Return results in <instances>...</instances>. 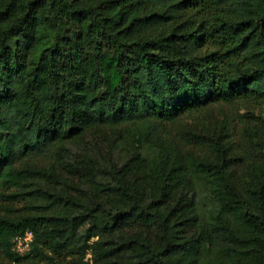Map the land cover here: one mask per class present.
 <instances>
[{"label":"trees","instance_id":"16d2710c","mask_svg":"<svg viewBox=\"0 0 264 264\" xmlns=\"http://www.w3.org/2000/svg\"><path fill=\"white\" fill-rule=\"evenodd\" d=\"M236 220L264 264V0H0V264H234Z\"/></svg>","mask_w":264,"mask_h":264},{"label":"rangeland","instance_id":"374dc122","mask_svg":"<svg viewBox=\"0 0 264 264\" xmlns=\"http://www.w3.org/2000/svg\"><path fill=\"white\" fill-rule=\"evenodd\" d=\"M227 108V107H224ZM234 109V113L239 112L240 114L243 113L242 110H237L235 109V107H232ZM224 112L223 107L220 105H213L210 108H208L205 113L202 114V120L203 122H207V120L209 118L213 119L217 125L220 124L221 120H222V113ZM204 114H206V116H204ZM186 125H189V127H192L194 129H198L200 128L202 125H200L201 123H199L198 121L195 120H184ZM205 124V123H204ZM113 139L107 138L102 132L100 131H93V129H90L87 131V134L84 136L83 141L87 144H83L80 147V143L77 144H72L71 146V150L73 152V157L79 156V155H83V154H91L93 153L94 156L98 155L99 157L101 156L102 153H113L115 151H117L119 149L118 145L114 144ZM124 142L121 141V152L120 154L116 155L115 153L113 154V158H117L118 156H120L121 158L123 156H125V154H129V146L127 144H123ZM95 145L99 146V148L102 150V152L99 149H96L95 151H93V149H95ZM76 151V152H75ZM98 158V157H97ZM193 176L195 179L197 180H204L205 177V173L201 170H197L195 172H193ZM233 232L234 234L239 237L241 239V241L237 244L238 248L240 249V251H235V252H227V256L228 258L234 263V264H248V262L251 259V249L255 246L254 243L248 239V236L250 235L251 232V228L246 225L245 223H243L240 220H236L233 223ZM12 249H14L15 251H17V240H15V238L12 240ZM21 247V246H20ZM22 248V247H21ZM27 250V249H26ZM25 250V251H26ZM19 253V252H18ZM85 260L87 262H91V253L90 251L86 252L85 255Z\"/></svg>","mask_w":264,"mask_h":264},{"label":"built area","instance_id":"2783aa9c","mask_svg":"<svg viewBox=\"0 0 264 264\" xmlns=\"http://www.w3.org/2000/svg\"><path fill=\"white\" fill-rule=\"evenodd\" d=\"M15 240H17L16 252H19V254H23L26 252L25 250L28 249L29 242L32 240V233L30 231H27L24 234L17 235L15 237Z\"/></svg>","mask_w":264,"mask_h":264}]
</instances>
